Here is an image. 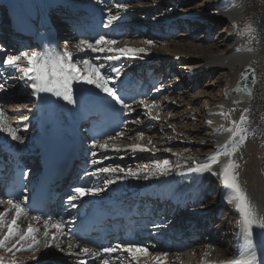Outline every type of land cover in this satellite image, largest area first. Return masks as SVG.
<instances>
[{"label": "bare ground", "instance_id": "obj_1", "mask_svg": "<svg viewBox=\"0 0 264 264\" xmlns=\"http://www.w3.org/2000/svg\"><path fill=\"white\" fill-rule=\"evenodd\" d=\"M3 1L15 9V13L18 14L23 24L25 22L28 24L34 23L33 26L24 29L23 32L32 31L36 37L33 38L35 42L28 40L21 43L16 42L15 48H20V50L16 49L15 51V48L10 47V45L0 46V61L7 55H18L22 52L63 51V45L67 39H64L63 45L59 44L58 39L53 35V29L56 27L55 20L59 15H62L59 11V4L65 0H0V3ZM66 1L68 5L72 1L77 3L76 10L68 18H74V23H78L79 26L84 23L89 24L85 31L79 32V30H76L77 36L74 41L69 38L67 42L69 49L74 52V59L87 58L89 55H92L88 52H77L74 48V45L84 38L95 39L100 35H106L109 38H116L121 42L117 47L123 46L125 41L128 42L129 46L133 47H147L141 43L143 40L151 39L156 42V46L149 49L150 55H142V58L139 59L123 61L124 75L121 76V80L124 81L123 94L129 99V102H132L133 97L136 101L143 98L151 100L157 97L163 101V97L168 96L169 100H175L176 103L171 104L168 101H163L158 122L149 120L144 115V110L134 103L133 106L136 108V112L132 115L141 119L143 123L139 125H123L122 128L128 129V132L123 141L118 143H122L123 145L132 143L133 141L129 140L128 136H134L136 131L144 130V143L147 142L148 137H151L153 145L156 148H172L171 146L177 142L168 139L170 136L167 130L171 129L168 125L179 124L180 120L185 121H181V123L187 125V129H191L189 135L193 132L196 134V130L201 128V125L206 128L207 132L211 133L209 140L203 139L197 141L193 136L194 138L190 137V139L188 138L183 141L185 143L188 141L190 146L200 144L205 149H210L209 155L215 153L218 143H224L229 138L231 134L220 129V125H223L224 129H227V120L219 113L222 110L227 112L230 109H244L245 102L247 101L244 97L234 94L230 89V73H234L237 76L241 68L250 66L255 70L257 82L259 76L256 69L257 65L254 62V51L245 47L241 49L235 48L236 40L233 25L244 14L241 6L232 2V0ZM117 3H127L130 7L127 11H121L115 7ZM168 9H171V11ZM65 10L69 11L70 9L66 7ZM109 11L112 14H118L120 18L109 28H104L103 22ZM48 20L51 21L52 28H42V23ZM71 25L73 24L71 23ZM126 26L130 28L127 29ZM210 26L215 27V31L218 30L217 41L207 44L204 42L205 40L194 38L196 29H198V32H201ZM98 27L102 29L94 33V30ZM64 35L66 36V34ZM142 64L148 67L154 65V67H151L153 72H156L153 80H150L148 75H144L143 71L138 70ZM259 65L260 69L264 72V60H261ZM152 74V72L149 73V75ZM9 75L18 77L19 73L13 69L0 67V83H3ZM204 75L211 78L212 85H205L200 91L195 92L196 83ZM161 84L164 85L162 92L153 91L155 87ZM213 85L217 86L218 92L214 93L213 90H209ZM74 87L77 98L80 97L82 91L90 93L92 96H95L98 92V90L86 85L77 84ZM261 90L263 94L264 83ZM199 101H201L202 106H199L200 108L198 105L194 107V104H198ZM235 101H239V103H234ZM92 102L94 100L89 99L88 103ZM260 104H262V100L259 101V106ZM219 105H223V109ZM42 107L44 109L40 112ZM189 108H192V111L194 110L197 113L198 121L192 120L190 117V119L184 117ZM0 109L6 114L5 122L13 127H18V135L24 139V143L21 144L18 141L11 140L6 132H0V156L4 154L10 158H16L17 163L25 166L36 164L39 154L37 145L40 138H44L48 143H52L58 136V130L61 135L64 134V130L65 135H69L70 131L77 125L74 124V121L77 120V115H74L72 106L66 105L63 101L48 95H45L43 100L35 99L31 95V89L21 79H10L4 88H0ZM169 111L172 113L171 117L168 116ZM89 112L90 108L88 107L83 114L86 115ZM24 116H28L29 119L27 121L23 120ZM123 119L129 118L124 117ZM177 120H179L178 123ZM208 120H212L213 123L209 125L207 123ZM25 126H27V131H25ZM161 128H163V132H161ZM171 135L173 136V134ZM109 153L107 155L110 159L105 161L106 164L131 167L153 162L156 159H165L167 154H171V152L165 151L138 152L136 154L130 152L126 154ZM121 156L124 159L131 156V162L125 164L121 160ZM89 159L90 157L86 156L85 159L81 160L78 166L71 171V174H74L76 177L79 176L80 183L95 182L97 184L99 180L83 176L85 169L88 167ZM221 159L226 160L225 157ZM204 160L205 158L199 161L202 162ZM216 167L218 168L219 166ZM68 179H66V182H68ZM151 183L147 182L143 185L149 186ZM142 187L144 186L132 188L130 185L126 190H120L119 184H114L99 197H84L82 206L76 210L68 209L65 204V199L71 193L73 187L68 190L63 187L58 191V204L47 219L52 222L60 217H77L78 219L80 217L78 214L81 211L96 207L113 209L119 205H126L131 207V212L139 211V204L135 200L138 197L139 189ZM226 192H220L219 197L221 199L218 201V204L224 202L228 207L234 208V205L226 202ZM245 193L259 212L260 202H258L257 195L253 192ZM110 206L112 208H109ZM9 207L7 200L1 196L0 210ZM70 211L72 212L71 215L69 214ZM143 212L145 213L146 223L143 226H135L132 229V234L134 235L132 242L147 245L149 246V251L152 252L168 251L169 260H175V256L179 254L180 261H177L176 264H211V262L220 264L222 260L241 258L242 253L245 251L242 237L238 239L235 235L233 239L232 235L229 236L228 241L230 246L227 247L214 240L208 241V246L201 247L196 243L195 236L193 235V231L195 230L191 231L188 229L184 232L181 231L182 233H175L173 232V224L165 223L162 225L159 219H156L149 225L150 220L148 219L150 216L146 214V210H143ZM10 217L11 213L6 219H10ZM29 223H33L34 226L40 227L41 231H43V225H36L30 218L22 217L18 221L19 226L25 229ZM147 225L149 227L145 229ZM73 229H77V224ZM237 230L236 228L235 231ZM254 243L257 257L264 258V239L255 237ZM62 247L66 249V242H62ZM206 251L210 253L207 257L204 256ZM0 255L5 256L6 260L12 258L10 253H5L2 250H0ZM127 255L125 253V257ZM133 255L140 257V264H144L145 257L143 254L136 252ZM15 259L17 264H78L76 257L69 256L66 251H61L54 247L41 248L35 254V258H33L30 252L17 253ZM96 263L99 264L98 261ZM125 264H128L127 260H125Z\"/></svg>", "mask_w": 264, "mask_h": 264}, {"label": "snow or ice", "instance_id": "obj_2", "mask_svg": "<svg viewBox=\"0 0 264 264\" xmlns=\"http://www.w3.org/2000/svg\"><path fill=\"white\" fill-rule=\"evenodd\" d=\"M115 7L121 11H127L130 5L117 3ZM168 10L171 11V9ZM119 18L118 14H112L109 11L104 19L103 27L109 28ZM246 30L251 31L250 24L246 25ZM120 43L116 38L100 35L95 39H80L74 45L77 52L92 54L87 58L74 59V52L69 49L66 42L62 52H22L18 55H7L0 61V67L13 69L19 73L18 77L9 75L3 83H0V88H4L10 79L24 80L35 99L43 100L45 95L54 97L66 105L72 106L74 115H80L82 110L87 108L89 99H92L99 106L102 114L108 116L115 124L112 131L93 137L91 148L87 153L90 159L83 176L85 178L92 177L101 182L97 184L84 182L74 186L65 199L67 208L76 210L82 206L84 197H99L108 191L110 186L128 179H158L173 173L177 176L210 173L217 177L222 182L224 189L227 190L226 202L234 205V210L239 216L236 224L238 231L235 232V235L238 239L243 238L245 249L241 258L222 260L220 264H264V258H258L256 255L254 243V236L256 235L254 229L264 230V214L258 212L241 187L238 173L240 165L233 159L238 151V145L244 142V136H240L239 140H236V137L245 129L235 120L231 121L233 125L231 128L224 129V126L220 125L221 130L227 131L231 135L224 143H218L215 153L207 156L202 162L191 156L181 160L182 153L174 152L172 148H156L151 137H148L147 142L144 143V130L136 131L134 136H128V139L133 141L132 143L126 145L118 143L123 141L128 132V129L122 128L121 125L143 123L141 119L132 115L136 112L134 103L144 110V115L149 120L157 122L160 120L163 101H168L171 104L176 103L175 100H169L168 96H164L163 101L159 97L151 100L143 98L136 101L133 97L132 102H129V99L123 94L124 81L121 80V76L124 75L123 61L139 59L142 58V55H150L149 49L156 46V42L151 39L143 40L141 43L147 47H133L125 41L123 46L117 47ZM249 75L255 82V70L251 67L241 74V78L246 80ZM77 84L90 86L98 92L92 96L90 93L82 91L80 97L77 98L74 87ZM163 87L164 85L161 84L155 87L153 91L162 92ZM248 94H251L250 91ZM234 103H239V101ZM219 107L223 109V105H219ZM234 110L230 109L229 111ZM219 114L226 119L228 118V113L223 110ZM5 115V112L0 109V132H6L13 141L24 143L23 137L18 135L19 128L7 124ZM171 115L172 113L169 111L168 116L171 117ZM124 117L129 119H123ZM28 119V116L23 117L25 121ZM240 119L243 121L245 117L241 116ZM193 120H195V116H193ZM207 123L211 125L213 121L208 120ZM168 127L175 132V124H169ZM25 131H27V126H25ZM163 131L161 128V132ZM179 135H183V133ZM173 138L169 137L168 139ZM156 151L171 152L177 157V160L172 162L169 159H156L151 163L138 164L135 168L105 163L106 160L110 159L107 155L109 152L136 154L138 152ZM189 151L191 149H184V152ZM222 157H225L226 160H222ZM120 158L122 159L123 156ZM30 172L31 169H21L20 179H26ZM21 191H26V186ZM30 199L31 197L28 195H25L23 200L18 197L8 199L7 204L10 207L0 210V250L10 253L12 257L6 260L5 256L0 255V264H17L15 257L17 253L22 252H30L35 258V254L41 248L50 247L66 251L67 255L76 257L78 264H88L89 260L98 261L99 264H117V262L118 264H125V260L128 261V264H140V257L133 255L136 252L143 254L145 257L144 264H176L177 261H180L179 254L175 256V260H169L168 251L152 252L149 251V246L134 242L116 243L102 248L89 247L86 242L82 243L72 231L77 223L76 217H60L54 222L42 215L29 217L27 205ZM10 213V219H6ZM22 217L30 218L36 225L42 224L43 231L40 227L34 226L33 223H29L26 229L20 227L18 221ZM261 234L264 235V232ZM62 242H66V249L62 247ZM125 253L128 254L127 257H125ZM209 254L206 251L204 256L207 257ZM211 264H215V262H211Z\"/></svg>", "mask_w": 264, "mask_h": 264}, {"label": "rangeland", "instance_id": "obj_3", "mask_svg": "<svg viewBox=\"0 0 264 264\" xmlns=\"http://www.w3.org/2000/svg\"><path fill=\"white\" fill-rule=\"evenodd\" d=\"M232 2L241 6L244 12L242 18L234 24L236 25V27H234V37L236 40L235 48L241 49L245 47L254 51V62L257 65L256 69L259 76L253 91L251 103L248 107L244 109H235L234 111L227 110V128H231L233 126L231 121L235 120L245 129L244 132L236 137V140H239L240 136H244V142L238 145V151L233 156V159L240 165L238 173L241 187L245 192H253L257 195L258 202H260L259 212L264 214V92L262 94L261 90L262 84L264 83V72L260 69L259 65L260 61L264 60V0H232ZM248 24L251 25V31L246 30V25ZM128 28L130 27H127V29ZM195 31V39L205 40L204 42L207 44L217 41L216 36L218 30L215 31V27L213 26L201 32H198V29ZM235 77L234 73H230V89L233 88ZM205 85H212L211 78L207 75L202 76L198 80V83L195 85V92L200 91ZM209 90H213L214 93L218 92L216 85H213ZM260 100H262V104L259 106ZM196 105L201 107V101H199L198 104H194V107ZM245 109H247V111H245ZM186 114L184 115L186 119L190 117L193 120V116L197 113H195L194 110L192 111V108H189ZM241 116L245 117L243 121L240 119ZM198 120L196 115L195 121ZM181 121L182 120L179 122V120H177L179 124H176V133L173 132L172 129L167 130L170 137L175 136L172 140L177 142L174 143L175 145L171 146L173 151L182 153L180 157L181 160L189 156L197 160L206 158V156L209 155L210 149H205V147L200 144L190 146L188 141L186 143L183 141L188 138L190 139V137H195L197 141L203 139L209 140L211 138V133L207 132L206 128L200 124L201 128L196 130L197 133L194 134L193 132L189 135L191 129H187L188 126L181 123ZM181 133H183V135H179ZM171 134H173V136ZM233 143H235V141H233ZM229 147L231 148V145H229ZM185 148H189L191 151L184 152ZM131 159L132 157L128 156L126 159L123 158L121 160L125 164H129ZM165 159L175 162L177 157L171 153L167 154ZM136 166L137 165L133 166V168ZM190 175L194 176L173 182L161 189L158 188L157 192L159 193V197L161 196V199L152 200L150 202L152 209L148 208L146 212L148 213L150 211L149 213L152 219L159 218V221H162V225L165 223L173 224V232L175 233H182L188 229L191 231L195 230L193 231V235L195 236L196 243L201 247L208 246V241L210 240L223 244L224 247L230 246L228 237L232 235L231 237L233 239L235 238L236 224L239 216L234 208L228 207L227 205H225L224 208L221 202L218 204V201L221 199L219 197L220 192L227 190L224 189L222 182L210 173H203L200 175L192 173ZM154 180H156L157 184H160L159 182L161 179L157 180V178H152L151 180L128 179L117 184H119L120 190H126L130 185L132 188L145 186L143 185L144 183H151ZM70 213L72 214L71 211L69 214ZM150 217L148 220L151 219ZM254 231L256 232L255 237L264 239V235L261 234L264 230L254 229Z\"/></svg>", "mask_w": 264, "mask_h": 264}, {"label": "water", "instance_id": "obj_4", "mask_svg": "<svg viewBox=\"0 0 264 264\" xmlns=\"http://www.w3.org/2000/svg\"><path fill=\"white\" fill-rule=\"evenodd\" d=\"M249 67L250 66L243 67L238 71L236 79L233 84V88H231L234 94H238V96L244 97L247 100L245 102V107H248V105L251 103L253 97V91L257 83L256 77H255V82H253L251 75H249L248 79L246 80L241 78V74ZM249 91L251 93L250 95L248 94ZM227 92L229 93V91Z\"/></svg>", "mask_w": 264, "mask_h": 264}]
</instances>
